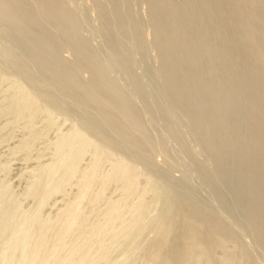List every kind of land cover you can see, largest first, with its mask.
Wrapping results in <instances>:
<instances>
[{
    "label": "bare ground",
    "instance_id": "bare-ground-1",
    "mask_svg": "<svg viewBox=\"0 0 264 264\" xmlns=\"http://www.w3.org/2000/svg\"><path fill=\"white\" fill-rule=\"evenodd\" d=\"M145 1L163 69V91L183 110L194 138L213 162V167L197 159L192 163L203 185L211 189L212 201L198 194L189 176L171 182L157 170L150 171L147 163L145 167L143 161L125 155L120 139L134 152H153L143 115L58 0H37L36 8L29 0H0V22L12 29L13 43L26 49L59 89L95 108L115 134L107 133L91 110L76 108L72 101L71 106L67 98L57 100L16 57L13 43H0V80L10 82L0 117L12 118L7 127L20 122L27 131L16 149L25 153L23 173L30 177L21 195L32 202L29 210L22 208L0 181V264H264V256L256 257L250 248L249 237L243 239L225 221L226 216L239 217V211L244 217L238 221L239 230L249 232L264 252V0ZM120 13L121 31L143 49L146 36L139 25ZM108 15L102 8L107 43L129 75L134 94L145 97L143 81L119 53ZM42 16L51 28L41 24ZM63 45L75 53V67L67 66L60 55ZM84 69L91 74V87L80 78ZM92 89L106 96L121 115L103 107ZM60 114L71 124L65 132L57 129L50 145L46 141L53 150L51 159L29 160L31 146L46 140L47 127L56 126ZM40 118L44 127L37 125ZM168 128L174 139L178 137L176 127ZM179 143L189 153L188 145ZM88 154L92 162L82 166ZM106 164L110 168L105 171ZM73 184L77 193L71 198L68 188ZM109 186L119 195L104 201ZM56 196L64 199L63 205L45 212ZM94 209L100 210L101 219L99 212L96 219ZM93 210L95 219L90 218ZM135 248L141 254L132 258Z\"/></svg>",
    "mask_w": 264,
    "mask_h": 264
},
{
    "label": "rangeland",
    "instance_id": "rangeland-1",
    "mask_svg": "<svg viewBox=\"0 0 264 264\" xmlns=\"http://www.w3.org/2000/svg\"><path fill=\"white\" fill-rule=\"evenodd\" d=\"M36 1L37 0H29V3H31L30 6H33L34 8H36V6H38V2L36 3ZM58 1H59L60 5L67 12H69L71 14L74 25L77 28V31L79 32L81 37L83 35L82 38H84V40H87L89 44L91 43L90 45L93 47V49L96 52V54L98 55V57L101 58L100 60L102 61V63L104 62L103 64H105L108 69L110 68L109 73L112 76V78H114V80L121 86V88L125 92L128 93V95L130 93L131 97L133 99L134 98L136 99V101L133 100V103H134L135 107L143 115L144 125L147 129V132L149 133L150 138L152 139V142H153V148H152L153 152H152V150L151 151L144 150L146 152H144V151L134 152L132 149H130L127 146V144H125V142L123 140L120 139V142L123 145V146L121 145L122 149L124 150V153L126 152L125 155L127 154L128 156H130L129 159L132 156V160H139V162L143 161L144 164L143 163H141V164L144 166H145V163H147L146 165H147L148 169L150 168V171L157 170L161 175H163V176L166 175V176H164V178L168 179V181H171V182H175L176 180H178L179 178H182L184 176L185 177L189 176L188 177L189 183L191 184V186L193 188L198 190V194L199 195L201 194L200 196L203 199L212 201L211 189L207 188L205 185H203V182L201 181L200 177L198 176L193 164H194V161L197 159L196 161L201 163L202 165H204V166L206 165V167H208L207 166L208 164H212V167H213V162H210L212 160L209 159L210 157H208V155L205 153L203 148L201 149V145L194 138L192 129H190L191 126L189 124L188 118L185 117L186 115L183 112V110H181V108H179L178 106L174 105L172 103V101H170V97H168L169 95L168 94L166 95L167 92L165 93V90L163 91V88H164V84H163L164 77L162 75L163 69L161 68L160 62L158 60V52L155 48V40H154L153 32H151V31H153V25H152L151 19H150L149 6L146 3V1L145 0H125V1L124 0H117V2H118L117 5L114 3L116 0H58ZM26 2L28 3V0H26ZM102 8L105 9V11L109 14L108 16H109L110 31L113 34V37L116 40V43L118 42L117 39H119V42L117 43L119 53L121 54V56L123 57V59L126 62L131 63L132 72H136L135 74L137 76H140L141 80L143 81V84H144L143 87H144L145 91L147 92L146 93L147 95L145 97L140 95V94H136V93H135L136 95L134 94V91L130 86L131 82H130L129 75L127 74V72H125L122 65H120L121 63H120L116 53H114L110 49V47L107 43L106 36L104 35L105 29H104L103 21L101 20ZM116 10H117V13H116ZM119 10L121 11V13ZM111 11H112V13H111ZM118 12L123 16H125V15H126V17L128 16V18H130V16H131V18H132L131 20L136 22L139 25L141 32L146 36V43L147 44L145 45V47H143V49L141 47L137 46L136 44H134L135 43L134 40L129 35H127L126 33L121 31L120 23L118 22L119 21ZM43 18L45 20H47L45 16H42V18L40 20V22H42L41 24H43L45 27L47 25L48 29L51 28L50 25L48 26V20H47V22L44 21V23H43ZM116 19H117V21H116ZM1 23L2 22H0V33H2V34H0V43L4 44L7 41H10L13 43V41H15V36H14L15 34L13 33V31L9 25L7 27L6 23H5L6 25H4V23L2 25ZM117 29L119 31H117ZM119 34H120V36H119ZM125 34H126V36H125ZM10 36H13V37L11 38ZM11 46H12L13 52L16 51V53H17V54L15 53L17 55L16 57L18 59H21L20 60L21 63L25 67H27V69L30 71L32 76L34 75L36 77L35 78L33 76L36 80L38 79L37 81L39 83L41 82V85H43L44 88L45 87L47 88L46 90L48 92H51L50 93L51 95L54 94L56 99L60 100V101H64L67 98L65 102H67V103L69 102V104L74 103V105H75L74 107H76V105L78 104L77 105L78 107H76V108L80 109V107H81V110H83V109L87 110V111L91 110L93 112V115L95 114V118L98 119V121H100L99 123L101 125L103 124L102 126H104L103 128L105 130H107V133H110V135H112V136L115 135L114 132L112 131V128L109 126V124L105 121V119L102 117V115H100V113L95 108L87 106V105L83 106L84 103H82V102L76 100L75 98H73L72 96L68 95L61 88L59 89V86L57 87V85H54V82L52 81V79L48 75L47 76L49 78H47L45 72L38 66V64L35 63V61L33 62V60L31 61L30 58H32V57H30V54L27 55L28 52L26 49L24 50V48H22L21 46L18 48L17 44H15V43H13ZM111 53H113V55H111ZM26 55H27V57H26ZM60 55L63 57L67 66L75 67L76 55L69 46L63 45L61 47V50H60ZM110 55L112 56V59L115 58V60L112 61V59L110 58ZM20 56L22 58H20ZM112 62H114V63H112ZM118 63H120V64H118ZM36 64L38 67L36 66ZM32 65H33V67H32ZM79 75H80L81 80L85 84V86L91 87V85H92L91 74L89 73V71L85 70V69H84V71L81 70L79 72ZM41 76H43V77H41ZM158 76H159V78H158ZM155 77H156V80H155ZM50 79H51V81H50ZM46 82L50 86L51 89L49 88V86H45ZM155 84H156V86H155ZM52 85H53V87H52ZM9 87H10L9 81L0 80V104L5 99V96L7 95V92H8L7 89H9ZM56 87H57V89H56ZM54 90H56V91H54ZM91 91H92L93 96L98 100V102L103 107H105L109 110L112 109V112H114L118 116L121 115L119 111H118V114H117V111L115 112L116 107L114 105H113L114 107L112 105H110L111 102L106 99V96H102L103 94H101V95L98 94L99 92H97L96 90H94V91L97 92V94L94 93L93 89ZM56 92L58 94H56ZM61 97H62V99H61ZM165 98L166 99L168 98V99L166 100ZM108 105L110 106V108ZM71 106H73V105L71 104ZM164 108L166 109V111L164 110ZM61 115L62 114L57 116L59 118L57 119L58 121H57L56 126L54 125L55 127L54 126L52 128L47 127V130H49V131H47V135H46L47 137H45L46 140L44 141V138L42 140H39V141L37 140L34 142L33 146H31V148L29 149V152H28L29 153L28 158H30L29 160H31V161H38V160L48 161L51 159V156H52L51 152H53V150H52V148H50L51 150L49 149V147H50V146H48V145H50L49 141L56 138V136H57L56 134L59 131V130L57 131V129H60V131H64V130L66 131L69 128L68 126H70V124H71L65 117H63V115L62 116ZM165 115H166V117H165ZM182 116L185 118H183ZM101 118H102V120H100ZM8 119L10 120L12 118L10 116H9V118H8V116H1L0 117V181H3L4 183L6 182L5 184L8 185V187L10 188L12 193L18 198L17 200L20 202V204L22 203L21 204L22 208L29 210L31 208V204H32L31 200L28 198H24L21 195L23 190L25 189L27 183H28V180L30 179L28 174L24 175V173L26 172L25 170L27 168V163L25 162V159H24L25 153L23 152V150L21 151L20 149L19 150L16 149V146H18L17 144L19 143V141L25 135L27 136L28 134H27V131L25 130V128H23L24 125L22 122H21L22 124H19L20 123L19 122L14 128L7 127L6 125L9 122ZM39 120L37 121V125L40 127H42V126L44 127V123L41 121L42 119L40 118ZM61 120H64V121L62 122ZM65 120H67V121H65ZM145 121H147V122H145ZM168 122H170V123H168ZM62 123H64V124H62ZM169 125L170 126L173 125L174 128L176 127L177 132H179L178 137H176L175 139H174V136L170 133V130L168 128ZM105 126H106V128H105ZM47 140H48V143H47L48 145L45 144ZM179 142L184 143L185 146L186 145L189 146V147L186 146L189 150L188 151L189 153H185L182 150ZM124 145L126 148L124 147ZM195 151H196V153H195ZM197 152L199 155L197 154ZM132 154L135 156H133ZM89 155L90 154H88L84 158V160L82 162V164H83L82 166L86 165V163L88 164V162L89 163L92 162V160H91V162L89 161V159L92 157L91 155L89 157ZM147 159H149L150 161H152L154 163V166L156 167V169L152 165L153 163H151V162L148 163L149 161ZM207 159L209 160V162H207L208 161ZM4 164H7L6 169L3 167ZM88 165H86V166H88ZM109 165L106 164L105 168ZM212 167H211V165H209V168H212ZM108 168H110V166L107 167L105 169V171L108 170ZM212 172H213V175H215L216 172H215L214 168H212ZM216 175H217V173H216ZM215 178L217 179L218 176H216ZM217 180H215L216 183L220 182L219 179H217ZM219 185H222V183L220 182ZM76 187L77 186L75 184H73L71 187L68 188V190L70 192L68 195H70L71 198L74 194L77 193ZM112 187L109 186L104 191V194L107 197V198L104 197V194H103L104 201L109 200L110 197L112 199H114L115 195L117 198V196L119 195V193L117 192L118 190L114 189L116 187H114V186H112ZM223 189H225V191L224 190L223 191L225 192L226 195H228V198H230L231 201H233L232 196L229 193V191L224 187H223ZM189 194L193 199L195 198L196 200H200L199 196L195 195L196 193L189 192ZM203 195H205V196H203ZM70 196H69V198H70ZM108 197H109V199H108ZM105 198H106V200H105ZM199 202H201V200ZM63 203H64V199L61 196H56V197L51 199V201L49 202L45 212L52 213L55 210H57L58 208H60L63 205ZM201 203H200V205H201ZM218 207L219 206L217 205L216 211L221 212L222 211L221 208L219 207V210H218ZM100 208H102V207H100ZM94 210H96V209H94ZM94 210L92 211L93 213H94ZM98 212H99V214H101L100 210H96V213H97L96 219H97V215H99ZM93 213L90 215L91 219H95V213L94 214ZM236 215H239V217L236 216L234 219L232 217L226 216L225 221H227V223H229L230 226L232 225V229L234 227V229L236 230V234L238 233V231L241 232L242 236L240 235V237H243V239H245V240L248 239V237H249V240H247V242H249L250 244L249 243H247V244H249L250 248L254 249V250L253 249L252 250H253V253L257 254V255H255L256 257L258 256L260 258L261 255L264 256L263 250H261V248L259 246L257 247V245H255L253 237L249 234V232H247L246 230L245 231L244 230L241 231V229L239 230V228H238L239 226L237 225L238 221L241 222L242 219L244 221V217L240 216L241 213H239V211H237ZM101 218H102V214L100 216V219ZM229 218L231 220H234V221L231 222V220ZM234 229H233V231H234ZM149 233H150V235H149L150 237L154 236V234H153L154 232H149ZM238 234H240V233H238ZM251 240H253L252 244H251ZM135 249L132 252V258L139 257L138 253L141 254L140 248H135ZM258 249L260 251H258ZM129 262L130 261H127L125 263L128 264ZM129 264H131V262Z\"/></svg>",
    "mask_w": 264,
    "mask_h": 264
}]
</instances>
